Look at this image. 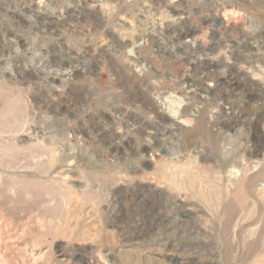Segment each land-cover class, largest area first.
<instances>
[{
  "label": "rangeland",
  "instance_id": "1",
  "mask_svg": "<svg viewBox=\"0 0 264 264\" xmlns=\"http://www.w3.org/2000/svg\"><path fill=\"white\" fill-rule=\"evenodd\" d=\"M86 1L92 3L85 6ZM86 1L0 0V68L12 81L30 74L29 81L21 80L25 91L28 88L25 93L33 127L29 132L34 131L40 139L57 141L62 162L65 156L79 153L96 168L105 166L113 174L96 182L107 195L100 204L103 215L96 218L87 204L78 224L71 213L63 231L55 233L53 228L59 220L49 221L43 215L42 198L16 201L13 206L1 199L2 230L6 229L4 233L10 239L6 238L2 248L8 259L5 256L0 264H264V222L259 241L248 238L247 231L234 238L228 214L211 216L199 202L182 195L162 196L164 184L141 179L142 170H152L153 157L163 149L170 155L186 152L181 147L183 129L169 111L179 101V110L184 105L192 106V116H198L200 108L209 109L206 117L220 137L219 156L229 162L223 173L232 178L241 175V166L235 173L229 170L231 161L246 162L252 149L249 122L255 121L262 110L263 99L251 101L248 96L253 91L264 96V82L255 75L264 67V0L248 1L253 8L243 12L246 27L232 36L222 31L221 24L215 26L206 10L216 4L230 5V0ZM102 2L110 4L103 12ZM121 2L129 3L131 20L109 14ZM190 4L192 13L185 7ZM96 15L103 19L106 30L85 35L94 30L92 20ZM70 35L81 49L68 46ZM148 38L154 40L150 46L146 44ZM139 45H144L143 52L138 50ZM164 59L186 63V76H176L171 70L175 63L164 65ZM150 69L155 73L152 78L145 73ZM240 80L242 86L235 83ZM137 89L147 93L150 106L162 112L160 116H148L153 125L149 131L152 129L151 133L161 140V150L140 154L139 146L146 140L126 131L131 123L127 115L143 113L142 105L133 97ZM191 90L196 93L195 100L188 96ZM201 100L204 105L198 103ZM101 111L113 116L111 122L101 117ZM99 121L101 126L97 128ZM80 126L84 129L81 134ZM105 129L111 131L115 141L123 135V140L130 139L118 155L111 154L98 139ZM258 131L264 133V118L258 122ZM29 137L23 135L24 139ZM200 152V146L192 149L193 154ZM140 155L145 163L139 160ZM263 159L264 145L252 159L257 165L253 167L261 166ZM76 174L72 172L71 182L81 188L82 180ZM258 187L263 190L264 182ZM137 190L143 195H135ZM260 217L257 212L253 220ZM86 218L94 219L87 222ZM99 224L103 230H97ZM244 237L247 242H243Z\"/></svg>",
  "mask_w": 264,
  "mask_h": 264
},
{
  "label": "bare ground",
  "instance_id": "2",
  "mask_svg": "<svg viewBox=\"0 0 264 264\" xmlns=\"http://www.w3.org/2000/svg\"><path fill=\"white\" fill-rule=\"evenodd\" d=\"M230 1V5L222 4L223 6H221L216 4L214 7H210L206 10L211 13L209 17L210 21L214 22L215 26L221 24L222 31L227 35L232 36L234 34H240L244 31L246 24H244V27L243 12L246 13L247 11H250V9L253 8V5L248 2L249 0ZM90 2L86 1L85 6L90 5L92 3ZM109 5L110 4L107 2H102L100 5L101 11L103 9L104 11L109 9ZM185 7L188 9L189 13H192V4ZM130 10L129 3L121 2L116 3L115 8H111L109 14L111 16L117 14L121 15L123 20H125L129 17ZM235 14H239L238 17H235ZM162 16L163 15H161V18ZM128 19H130V17ZM92 22L94 30L90 31V29V32H86L85 35L90 36L93 32H98L102 29L106 30V27L104 26L107 25H104V21L100 16L94 18ZM67 42H69L68 46H70L71 49H81L79 45L77 46L78 43L75 42L74 36L70 35L67 37ZM153 42V39L148 38L146 44L147 46H150ZM138 50L143 52L145 50L144 45H139ZM53 59L56 62H59L57 57H53ZM171 62L175 63L174 66L172 65V68L170 67L174 74L176 76L183 75L185 77L186 74L184 69L186 67V63L177 59L172 61H170V59H164V61H162V63H165L164 65H169ZM262 62H264V60ZM243 65L245 66L244 62ZM252 71L256 70L253 68ZM2 72L0 68V201L1 199H7V203L9 202L11 204L10 206H13V203L16 201H27L33 198H42L43 202L41 203L44 207L43 215L46 216V218H49V221H52V219L59 220L53 228V232L55 233L63 231L64 223L71 213L78 218V224L83 216V208H85L84 206H87V204H89L95 212L94 214L96 215V218L101 217V215H103V207H101L100 204L107 195H105V192H103L102 189L96 185V182L101 183L103 182V179L107 180L108 178H112L113 174H111L110 170L105 166L101 169L98 167L96 168V166L93 165L94 163L92 164L89 158H86L84 155L79 153H72L65 156L64 163L59 157L57 141L53 142L52 140L40 139L33 134L34 131L29 132V130H32L33 128L31 126V119L29 115L30 101L25 93L28 91V88H26L25 91V87H23L21 80L29 81L30 74L26 73V75L21 77L19 81H12L4 76ZM145 73L149 78L155 76L154 70L152 71L151 69L147 70ZM255 75H257V79L264 82V67L262 69L259 68V71L256 72ZM139 81L142 83L146 82L142 79V77L139 78ZM235 83L239 86L243 85L241 80ZM135 92L136 94L134 95L136 96L133 97L134 99L136 97V100L139 101L135 102L136 104L139 103L142 105L141 107L143 108L141 109L145 114L140 113V111L138 112L139 114L137 113L132 115L131 113L127 115L129 118L126 120L131 121V123L126 126V131L130 136L135 135L146 140V142L143 140L144 142H141L139 146L140 154H144L145 151L150 149H156L157 151L161 150V140L158 139L156 135L154 136L151 133L152 129L149 131L153 125L151 120H149L150 117L148 116H152L153 114L160 116L162 115V112L158 110V107L150 106L149 100L146 96L147 93L140 91V89H137V91L135 90ZM188 96L190 97V100H195L197 97L193 90H191ZM257 97L263 100H261L262 103H260L262 110L257 113L255 121L249 122V142L251 143L252 149L247 153V157L245 159L246 162L244 164H237L236 162L231 161L232 164L229 171L232 173H235V170L241 166L240 169L242 173L238 178H232L230 176L226 177L223 173L224 169L229 165V162L227 160H222L219 156L220 137L219 134L212 130L213 123L208 119V117H206V111L209 109L207 110V108L204 107V109L201 110L200 108L199 110L201 113L198 116H192V112L190 113L192 106L184 105L181 110H179V105L181 103V101H179V104L176 105L174 109L170 108L169 111L173 115L172 118H176L177 121H175V123L177 122L183 129V143L181 147L182 150L186 152L180 155H178V152L173 153L174 155H170L168 153V155L163 149V153H158L156 156L154 155L155 157H153V161L155 163L152 170H142L141 179L156 181L159 184H164L166 190L163 191L162 196L165 195V197L174 198L182 195L186 197V199L199 202V205L203 207L205 212L211 214V216L228 214L231 224L234 226V238L238 237L239 233L241 234L247 231L248 238L259 241V239H261H257L259 236V230L262 222H264V189L259 190L258 185L261 181L264 182V159L263 164L257 169L253 167L255 164H253L252 159L258 154L260 147H263L264 145V133L260 134L258 131V122L260 119L264 118V96L260 95L258 91H253V93L248 96L251 101ZM245 98L247 99L246 96ZM35 99L37 100V98ZM203 102L205 101L201 100L198 103L203 104ZM128 107H130L129 104ZM244 113L246 115L249 114L248 111H245ZM101 117L105 120L113 119V116H111V114L107 111H101ZM122 122H120L121 125H123ZM96 124L97 128H100L101 122H96ZM78 132L81 134L84 132V129L80 126ZM100 132L101 137L98 139H100L103 144L107 145L111 154L114 153L118 155L123 151L126 145H129L130 139L125 137L127 140H123L124 135L122 136V139L115 141V139L111 137L112 133L109 129L101 130ZM25 134L30 135V137L24 139L23 135ZM237 138L238 137H236L234 141H236ZM196 145L202 148V153H192V149L196 147ZM235 148H237V145ZM141 156L142 155H140V157ZM139 160L141 162L145 161L142 157ZM64 164L68 166V168L66 167L67 169H65ZM73 171H75V173H79L76 175L82 180L80 181L83 183L81 188H76V186L71 182V174ZM134 193L137 196L143 195L141 190H137ZM144 195L146 194L144 193ZM1 210H4V208L0 203V211ZM240 212H242L241 215H238ZM257 212L258 214H261V217L254 221L255 219L253 220V217ZM93 219L94 218H90V220H87L86 218L85 221L93 222ZM1 221L0 261L5 260L6 255L2 253V248H4L3 244L6 243L5 240L8 238L4 233L6 229L4 231L2 230L4 227ZM100 222L103 223L101 220ZM246 223H249L248 226L245 225ZM50 225L51 223L49 222L48 226L50 227ZM99 227L100 228L97 229L98 231L104 229L101 224H99ZM85 233L86 232L84 231L80 234L85 235ZM11 236L9 235V237ZM246 240L244 237L243 242H247Z\"/></svg>",
  "mask_w": 264,
  "mask_h": 264
}]
</instances>
